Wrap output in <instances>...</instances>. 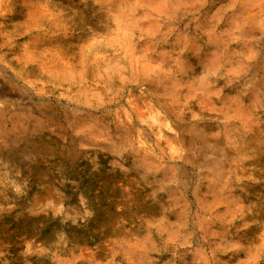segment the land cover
<instances>
[{"label":"rangeland","instance_id":"1","mask_svg":"<svg viewBox=\"0 0 264 264\" xmlns=\"http://www.w3.org/2000/svg\"><path fill=\"white\" fill-rule=\"evenodd\" d=\"M101 1L0 0V264H127L128 247L135 264H264V153L243 135L205 167L212 150L188 134L181 145L136 69L160 52L187 64L166 65L196 88L177 126L221 121L202 106L206 88L213 103L260 93L264 128V0L170 4L148 32L123 29ZM236 8L247 33L229 43L234 63L200 71L196 51L212 49L196 24L217 11L220 28ZM210 169L224 203L209 202Z\"/></svg>","mask_w":264,"mask_h":264},{"label":"bare ground","instance_id":"2","mask_svg":"<svg viewBox=\"0 0 264 264\" xmlns=\"http://www.w3.org/2000/svg\"><path fill=\"white\" fill-rule=\"evenodd\" d=\"M190 2L191 0H103L101 1L99 7L101 9L104 8L106 14H110L116 20V22L120 23L123 29H146L148 32L151 31L152 27L157 24V20H152L154 13L173 15L176 13L177 8H170L168 5H177L179 3L188 4ZM139 5L148 7L153 13L147 11L136 12V7ZM238 8H236L237 10H233L226 17L224 24L220 28H218L217 23L220 21L221 17L220 13L217 11L205 17L203 20L198 21L196 24V27H199L203 31L206 39L210 42L212 49L209 53L204 54L198 50L196 51L194 58L200 67V71L208 73L215 71L220 66H228L234 63L232 55L238 52V47H235L234 50H231L229 43L236 41L241 37V35L247 33L246 24L243 23L240 13L238 12ZM40 19H46L45 14L44 16L40 17ZM122 44L127 55V53H130V51L127 44V36L125 34L122 36ZM174 63L180 67L181 71L183 70V72H186L187 64L184 61L179 60V58L176 56L168 55L164 52H160L157 58L152 61L147 60L143 55H139V64L136 65V69L140 71V78L154 82L153 91L155 97L157 98V103L164 115L169 118L175 127H177V138L179 139L181 145L185 146L186 138H184V135L188 134L197 138L202 145H205L211 149L212 151L209 152L210 156L205 159H201L205 161V167H211L213 165L219 167L221 163L220 160L222 159L220 154H222L225 149L227 150V143L231 139L235 138L238 139L237 143H240V139L243 135L247 136V143L252 144L255 151L264 153V128L259 125L256 117V114L262 106L258 99L260 93L258 95H256V92L252 93L253 97H250V99L247 101L241 99L238 96H227L220 99L219 102L213 103L211 100L212 98H210L212 90L205 88L201 97L202 106L210 111V115L220 118L221 121L214 122V126H212L210 129L199 128L197 123H190L185 127L179 125L177 126L176 121L180 120L177 110L186 104V102L190 99V96L194 95L196 88L195 85L191 86V84H186L183 80L176 76L172 70L170 71L169 68L166 70L167 64ZM184 85L185 91L181 88ZM260 85L264 90V76L261 78ZM73 127L75 129L83 130L94 138L104 137L107 134L104 130L105 128L98 126L93 127L92 124L81 125L79 123L73 122ZM2 135L3 134H1V137H3ZM112 145H110V147ZM213 155H215L214 158ZM138 157L140 161L146 165L152 164L151 161L145 158L144 155L139 156L138 154ZM211 171H207L205 174L207 177L206 179L209 181L207 185V192L214 194L213 198H211L209 202L211 205H217L220 202L224 203V201L227 200L224 198H219L216 195L218 192L217 188L220 187L221 183H223L221 181L223 178L221 180L217 179V185L215 182L216 179L214 180L215 172ZM215 184L218 187L215 186ZM36 201V204L41 205L44 203L45 198L39 197L36 199ZM31 210L34 212V209L31 208ZM123 252L124 255L130 259L127 264L136 263V254L132 248H125ZM85 256L87 258H91V255L88 254V252L85 254ZM142 261L144 262V260ZM93 263L94 261L92 264ZM145 263L147 262L145 261ZM216 264L224 263L216 261Z\"/></svg>","mask_w":264,"mask_h":264}]
</instances>
